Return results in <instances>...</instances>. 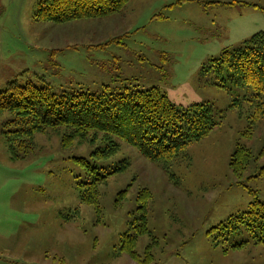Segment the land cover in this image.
Masks as SVG:
<instances>
[{"label":"rangeland","instance_id":"obj_1","mask_svg":"<svg viewBox=\"0 0 264 264\" xmlns=\"http://www.w3.org/2000/svg\"><path fill=\"white\" fill-rule=\"evenodd\" d=\"M38 1L0 0V92L12 82L48 86L54 94L156 87L178 108L211 105L221 124L191 144L189 161L163 170L116 137V154L98 158L109 143L100 134L67 149L54 132L36 135L39 151L13 162L2 115L0 264H137L119 246L142 214L138 192L145 188L152 193L150 234L138 238L135 250L143 254L155 237L152 264H264L259 248L223 254L207 234L254 199L264 202V177L258 176L264 155L250 164L241 185L229 169L238 142L254 159L263 146L264 117L251 140L241 137L257 110L255 92L229 83L228 70L219 73L211 62L264 32V0H129L117 14L65 24L37 20ZM116 169L98 186V218L80 201L78 183ZM123 190L126 197L115 206Z\"/></svg>","mask_w":264,"mask_h":264},{"label":"trees","instance_id":"obj_2","mask_svg":"<svg viewBox=\"0 0 264 264\" xmlns=\"http://www.w3.org/2000/svg\"><path fill=\"white\" fill-rule=\"evenodd\" d=\"M129 0H39L35 17L42 22L65 24L75 20L99 19L119 13ZM219 73L228 70L227 79L236 87H249L255 94L253 102L257 110L250 119L247 130L241 134L244 141L253 137L254 125L264 117V32L252 35L237 49L224 51L220 58L212 60ZM238 104L235 101L232 106ZM7 114L2 125V137L7 145L10 160L26 159L39 151L36 135L54 132L60 147L71 148L98 138L108 141L98 149L97 157L108 159L116 154L119 145L112 137L119 138L134 147L151 163L167 170L174 162L189 161V147L217 128L213 108L207 103L193 104L187 108L173 105L158 88L148 90L125 89L122 93L91 94L76 91L54 94L50 87H36L31 83L20 86L9 83L0 92V117ZM264 155V143L254 159L250 148L242 142L236 144L229 160V169L238 180L243 178L250 164ZM88 166L84 159H76ZM129 166L128 162H125ZM91 171L93 169H90ZM78 183L80 201L91 206L101 217L98 186L108 176ZM258 176L264 177V166ZM128 190L117 194L115 206L121 204ZM141 216L136 219L120 240L119 252L125 253L137 264H152L153 249L158 245L155 237L145 246L143 254L136 252L138 238L149 235L146 208L152 193L145 188L138 192ZM213 245L221 246L223 254L239 252L246 248H259L264 253V202L254 199L246 211L229 216L211 228ZM264 257V255H261Z\"/></svg>","mask_w":264,"mask_h":264}]
</instances>
